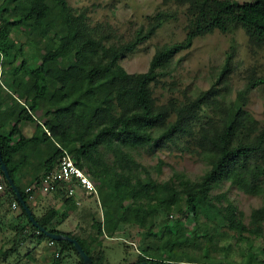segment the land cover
I'll return each instance as SVG.
<instances>
[{
	"label": "trees",
	"instance_id": "1",
	"mask_svg": "<svg viewBox=\"0 0 264 264\" xmlns=\"http://www.w3.org/2000/svg\"><path fill=\"white\" fill-rule=\"evenodd\" d=\"M176 1L187 6L185 38L159 46L148 69L139 72L128 71L120 60L151 37L169 17L168 13L158 12L132 38L118 41L100 25L92 26L86 10L74 8L69 0L0 3L4 11L0 16L3 160L40 224L76 238L94 264H107L104 239H121L117 228L123 226L125 233L128 227H137L153 243L140 246L135 250L136 259L124 258L122 264H178L180 254L184 258L200 255L199 263L191 264H242L232 257V249L244 250L249 240L257 242L255 251L264 261V121L243 106L245 90L255 82H264V78H251L235 101L225 100L224 95L217 98L220 92H215L209 101L213 90H208L195 99H172L159 104L152 86L166 73L178 52L192 46L197 36L215 29L228 32L241 27L252 44L263 47L264 0ZM41 25L45 27L41 36L32 39L33 31ZM19 33L27 36V44H37V54L26 51L25 43L16 38ZM233 52L227 55L220 77L232 70ZM35 57L36 66L32 64ZM205 104L216 114L207 124L202 122L201 113ZM29 121L37 122L42 133L26 135L23 125ZM184 136L197 140L199 148L192 150L210 164L197 178L175 170L170 178L160 180L153 175L156 166L138 158L140 149L167 143L178 145ZM49 139H55L58 145L41 160L42 147ZM66 153L86 170L98 188V194L93 195H98L102 219L93 216L92 231L85 236L59 228L66 216L64 210L52 206L38 216L31 199L34 190H27ZM0 176L5 184L0 190V207L5 196L17 203L16 208L20 207L15 248L31 236L46 238L58 250L59 256L52 264H59L71 252L76 255L77 264H85L72 241L53 239L33 224L6 179L1 162ZM224 181L263 197L262 205L253 208L248 222L227 192H215ZM52 192L65 197V202L86 195L77 188L76 195L71 196L65 184ZM198 197L216 210L214 218L202 214ZM173 212L185 216L181 223L186 236H178L179 220H158L162 213L169 216ZM221 235L230 237L229 245L223 249L216 242ZM176 236L179 244L175 243ZM122 242L126 252L133 249L127 239ZM12 247L0 245V264H15L4 261Z\"/></svg>",
	"mask_w": 264,
	"mask_h": 264
},
{
	"label": "rangeland",
	"instance_id": "2",
	"mask_svg": "<svg viewBox=\"0 0 264 264\" xmlns=\"http://www.w3.org/2000/svg\"><path fill=\"white\" fill-rule=\"evenodd\" d=\"M69 2L80 11L86 10L92 26L100 25L103 31L111 33L113 38L118 41H127L132 38L134 32L141 27H147L153 20L152 17L158 12L169 14V17L151 37L120 60L121 65L130 72L147 70L159 46L182 41L187 34V6L176 0H69ZM0 6V16H3L1 15L4 14L3 6ZM44 28V25L36 28L33 31L34 38L32 37V39H38ZM16 38L19 42L25 43V49L30 55L37 54V44H27V36L24 33H19ZM38 45H43V43L39 42ZM233 50L232 70L220 77L226 57ZM32 64L38 65L37 59ZM251 78L253 80L264 78V46L252 44L249 35L241 27L228 32L215 29L197 36L192 46L178 52L166 73L154 81L152 86L154 96L159 104L172 99L177 101L195 99L208 90H213L210 91L209 101L216 94L215 92H220L217 98L224 95L225 100L235 101L239 98V91L246 89ZM204 106L205 109L203 108L201 112L202 122L207 124L208 119L215 118L216 114L211 106L206 104ZM243 106L255 118L264 121V82H255L248 90H245ZM7 127L9 128V126ZM23 128L25 134L29 136L42 133V128L37 126V122L29 121V124L23 125ZM56 145L58 143L55 139L47 140L42 147L43 152L39 156L40 159L46 158ZM196 148H199L197 140L184 136L178 145L167 143L161 147L140 149L141 154L138 155V158L146 164L156 166L152 170L153 175L160 180L170 178L175 170L197 178L210 164L208 160L192 150ZM159 164L161 168H158ZM0 177L2 178V176ZM1 184L5 185L3 180ZM215 192H227V196L234 201L238 209L244 212L246 222L250 220L253 208L263 203L262 196L248 194L231 185L230 181L221 183ZM97 196L81 195L75 197L73 201L65 202V197L55 192H38L35 199H32V203L38 216L48 212L52 206L66 211V216L59 228L85 236L87 232L92 231V217L102 219V209ZM118 199L121 200V198ZM197 200L205 217L214 218L216 216L217 212L213 207L204 203L201 197H198ZM11 203L12 201H9L5 196L2 198L0 207V245H3L4 248L14 246L4 261L15 264H52L55 257L59 256L58 250L46 238L39 240L36 236H31L25 241L19 242L18 247L15 248L16 225L17 222L20 223L16 216L20 212V207L14 208ZM168 217L179 220L176 222L178 236H186V229L182 224L185 216L177 212H173L169 216L167 213H162L158 220L161 222ZM21 220L26 222L23 217ZM159 221L158 224H160ZM123 227L117 228V231H121L119 233L121 239L104 237L106 238L104 239V248L107 264H122L125 262L124 258L133 261L137 257L136 251L141 248L140 246L153 243L152 239L144 236L137 227H128L126 233ZM124 239H127L130 248H133L129 252H126L123 247ZM216 242L217 247L223 249L229 245L230 237L221 235ZM175 243L179 244L177 236ZM256 244L255 240H249L244 250L235 247L232 249V257L242 264H264L255 251ZM71 253L70 256L60 260L59 264H77L76 255ZM200 259V255L184 258L180 254L177 263H199Z\"/></svg>",
	"mask_w": 264,
	"mask_h": 264
},
{
	"label": "built area",
	"instance_id": "3",
	"mask_svg": "<svg viewBox=\"0 0 264 264\" xmlns=\"http://www.w3.org/2000/svg\"><path fill=\"white\" fill-rule=\"evenodd\" d=\"M61 184L68 186L71 196L76 195L77 188H80L86 195L98 194L95 181L68 153L59 159L57 165L51 171L46 173L37 183L29 186L27 190H34L31 194V199H35L38 192L50 193L57 190ZM2 189L3 184H0V190ZM13 207H17L16 202L13 203ZM53 243L54 242L51 241V244Z\"/></svg>",
	"mask_w": 264,
	"mask_h": 264
},
{
	"label": "water",
	"instance_id": "4",
	"mask_svg": "<svg viewBox=\"0 0 264 264\" xmlns=\"http://www.w3.org/2000/svg\"><path fill=\"white\" fill-rule=\"evenodd\" d=\"M0 162H1V168L6 176V179L10 183V185L15 189L16 195L19 199V201L22 203L24 208L26 209L31 221L33 222L34 225L39 227L43 232H45L49 237L56 239V240H62V239H67L70 240L74 243L76 250L78 253L81 255V257L84 260L85 264H94L92 257L86 252L85 248L83 245L74 237H72L69 234L63 233V232H53L45 228L40 224V222L36 219L35 215L33 214V211L31 207L27 204L26 200L24 199L20 189L18 188L17 184L15 183L13 177L11 176L9 172V168L7 164L4 162L2 153L0 151ZM135 264H165L163 262H148V261H143V262H138Z\"/></svg>",
	"mask_w": 264,
	"mask_h": 264
},
{
	"label": "crops",
	"instance_id": "5",
	"mask_svg": "<svg viewBox=\"0 0 264 264\" xmlns=\"http://www.w3.org/2000/svg\"><path fill=\"white\" fill-rule=\"evenodd\" d=\"M1 76V75H0ZM1 81V80H0ZM1 87L3 88L4 87V84L2 83V81H1ZM14 99V98H13ZM1 121H2V117H1V114H0V123H1ZM0 179H1V181H2V178L0 177ZM1 181H0V184H1ZM82 191V190H81Z\"/></svg>",
	"mask_w": 264,
	"mask_h": 264
}]
</instances>
